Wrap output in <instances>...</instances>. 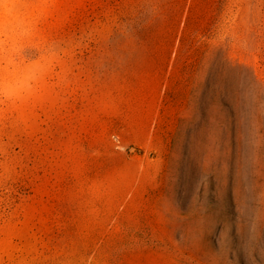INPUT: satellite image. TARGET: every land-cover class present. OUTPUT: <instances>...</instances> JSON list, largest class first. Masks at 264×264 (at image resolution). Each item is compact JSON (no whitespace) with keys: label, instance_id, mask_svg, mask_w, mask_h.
I'll return each instance as SVG.
<instances>
[{"label":"rangeland","instance_id":"374dc122","mask_svg":"<svg viewBox=\"0 0 264 264\" xmlns=\"http://www.w3.org/2000/svg\"><path fill=\"white\" fill-rule=\"evenodd\" d=\"M0 264H264V0L0 3Z\"/></svg>","mask_w":264,"mask_h":264},{"label":"clouds","instance_id":"9594fccd","mask_svg":"<svg viewBox=\"0 0 264 264\" xmlns=\"http://www.w3.org/2000/svg\"><path fill=\"white\" fill-rule=\"evenodd\" d=\"M5 2V0H0V3H4Z\"/></svg>","mask_w":264,"mask_h":264}]
</instances>
